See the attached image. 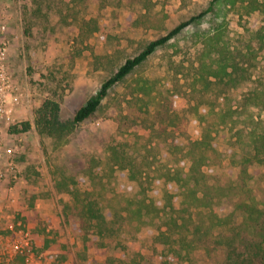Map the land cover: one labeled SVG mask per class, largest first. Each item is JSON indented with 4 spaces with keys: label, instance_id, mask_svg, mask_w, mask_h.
<instances>
[{
    "label": "rangeland",
    "instance_id": "374dc122",
    "mask_svg": "<svg viewBox=\"0 0 264 264\" xmlns=\"http://www.w3.org/2000/svg\"><path fill=\"white\" fill-rule=\"evenodd\" d=\"M153 1V25L133 28L132 20L144 12L138 2L0 0V45L6 49L4 60L19 95L14 119L0 122V264H176L168 257L167 245L156 239L166 229L167 210L145 214L140 229L137 223H126L115 236L103 238L104 245L95 236L85 241L79 222L64 214L70 194L56 187V179L62 173L72 176L76 186L98 196L105 211L116 203L125 204V197L140 199V187L128 178L127 171L114 178H98L95 184L82 167L88 157L103 155L107 144H130L132 154L133 148L150 142L161 166L179 170L184 177L186 184L180 190L188 188L183 154L192 141L201 138L204 124L194 108L197 104L211 113V117L205 115L209 121L216 122L214 143L222 159L220 171L232 175L236 162L254 153V136L264 134V55L255 61L252 80L223 96L192 92L183 74L176 75L175 64L187 70L198 59L204 48L203 31L211 29L213 20L223 24L224 39L234 42L244 32L243 24L250 18H241L231 8H225L218 18L208 15L192 22L180 36L157 49L128 80L115 86L103 106L63 143L38 133L36 109L46 98L60 102L62 119L72 117L127 57L198 15L210 2ZM91 18L99 21L104 33L95 32L84 39L79 22ZM140 78H150L156 85L146 97L144 122L121 133L112 117L114 105L129 96ZM123 104L127 108L125 101ZM224 112H229L227 123L220 124ZM26 122L30 128L23 130ZM253 172L264 174V163ZM150 196L163 207L160 189H153ZM220 211H232V203L224 200ZM26 233L30 238L28 261L13 249V243Z\"/></svg>",
    "mask_w": 264,
    "mask_h": 264
},
{
    "label": "trees",
    "instance_id": "16d2710c",
    "mask_svg": "<svg viewBox=\"0 0 264 264\" xmlns=\"http://www.w3.org/2000/svg\"><path fill=\"white\" fill-rule=\"evenodd\" d=\"M119 1L123 0H117V3ZM132 1L138 2L144 10L132 20L133 28L152 26L154 1L128 0V3ZM225 8L235 9L241 18L244 15L250 18L243 24L244 32L234 42L224 39L223 24L213 20L211 29L203 31L204 48L198 59L191 62L187 70L175 64L176 75L183 74V79L190 82L192 92L216 93L218 96L251 81L255 61L264 55V0H210L198 15L166 30L162 36L146 43L137 54L127 57L72 117L62 119L60 102L46 98L36 109L38 133L57 143L66 141L82 122L103 106L110 91L128 80L157 49L180 36L192 22H199L208 15L214 18L222 16ZM256 16L260 18L254 19ZM79 24V33L84 35V39L95 32L104 33L97 19H82ZM155 87L152 79L140 78L129 96L116 102L112 117L119 132H130L144 122L143 113L149 102L146 97L152 95ZM254 89L258 95L257 88ZM261 94L264 97V92ZM194 108L204 124L201 138L192 141L183 154L189 171L188 188L180 190L186 184L184 177L179 170L161 166L154 152L155 146L150 142L133 148L132 154L130 144H107L103 155L88 157L82 167L84 174L95 184L99 183L98 178L100 181L104 177L114 178L118 172L127 171L128 178L140 187V199L125 197V204L116 203L105 211L98 196L76 186L72 176L62 173L56 179V187L70 194L64 214L79 222L85 241L92 236L99 241L113 237L126 223H137L136 228L140 229L145 214L160 213L165 209L169 215L166 229L159 232L156 239L167 245L168 257L176 264H184L185 261L188 264H264V174L253 172L254 167L264 163V134L254 136V153L238 160L232 175H227L219 170L223 165L214 143L218 133L216 122L209 121L205 115L211 117V113L202 110L200 104ZM228 114L224 112L220 116V124L227 123ZM29 128V122L23 124V130ZM210 165L216 170H207ZM156 188L162 192V208L150 196ZM224 200L232 203V211H220ZM101 244L105 243L102 241Z\"/></svg>",
    "mask_w": 264,
    "mask_h": 264
},
{
    "label": "built area",
    "instance_id": "2783aa9c",
    "mask_svg": "<svg viewBox=\"0 0 264 264\" xmlns=\"http://www.w3.org/2000/svg\"><path fill=\"white\" fill-rule=\"evenodd\" d=\"M6 49L0 45V122L6 120L10 122L14 119L15 106L19 102V95L17 93L18 88L14 84L12 74L10 73L6 60ZM2 119V120H1ZM12 148L9 149L11 153ZM11 168L13 164L10 165ZM30 246L29 233L25 234V237L17 239L13 243V249L16 253L24 255L28 261L30 257L27 254V248Z\"/></svg>",
    "mask_w": 264,
    "mask_h": 264
}]
</instances>
